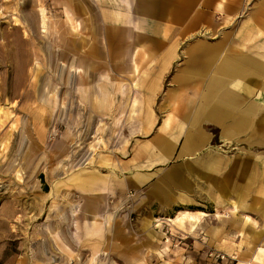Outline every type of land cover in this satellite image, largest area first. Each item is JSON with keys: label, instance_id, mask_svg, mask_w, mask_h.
I'll list each match as a JSON object with an SVG mask.
<instances>
[{"label": "rangeland", "instance_id": "1", "mask_svg": "<svg viewBox=\"0 0 264 264\" xmlns=\"http://www.w3.org/2000/svg\"><path fill=\"white\" fill-rule=\"evenodd\" d=\"M50 1L0 0V264H236L242 253L248 258L264 248L258 211L264 210V147L254 142L262 132L219 142L211 129L215 140L209 148L142 167L154 174L153 181L131 187L130 178L142 173L132 157L155 136L140 131L148 121L136 112L148 102L131 100L144 89L135 80L143 79L131 77L129 69L106 67L98 16L94 22L85 14L62 16ZM121 33L109 31L108 42L121 45ZM203 34L196 38L205 39ZM88 44L97 53L91 56L92 85L86 86L79 71ZM144 71L138 68L139 75ZM164 103L158 98L151 104L156 124ZM40 118L44 125L37 126ZM206 158L215 165L205 169ZM123 162H129L127 169ZM91 172L98 179L91 191L96 187L98 196L72 187L74 174ZM111 185L123 191L108 195ZM91 200L96 205L90 215ZM229 201L240 208L234 216L224 210V228L212 236L210 229L222 226L215 207ZM100 207L103 212H96ZM178 211L208 216L194 231L160 219ZM147 225L157 233L153 241ZM90 228L96 235H88ZM249 232L262 233L246 239ZM166 236L172 246L164 243ZM210 252L224 258L215 260Z\"/></svg>", "mask_w": 264, "mask_h": 264}, {"label": "crops", "instance_id": "2", "mask_svg": "<svg viewBox=\"0 0 264 264\" xmlns=\"http://www.w3.org/2000/svg\"><path fill=\"white\" fill-rule=\"evenodd\" d=\"M50 4L62 16L72 14L81 19L85 14L89 22L98 16L105 35L99 52L106 54L109 61L106 67L123 73L129 69L131 77L143 79L135 80L144 89L134 93L131 100L148 102L146 106H138L136 112L148 121L140 131H154L155 136L139 149L140 154L135 152L132 157L136 170L142 173L138 178H130L131 187L146 186L153 181L154 174L144 172L142 167L150 169L175 157L190 158L209 148L215 140L211 129L218 132L219 142L247 134L255 138L262 132L254 142L264 147V0H51ZM114 30L122 32L121 45L108 42L109 31ZM71 32L77 35L72 25ZM202 32L207 34L203 36L205 39H197L196 34ZM94 52L88 44L82 57V72L72 64L74 73L79 71L82 75L79 83L86 86L92 85ZM138 68L145 71L139 75ZM85 93L92 101L89 88ZM158 98L165 103L163 119L156 124L151 104ZM148 147L152 149L147 151ZM214 161L206 158L204 168L215 165ZM128 163L123 162L121 167L127 169ZM97 180L93 172L79 175L72 187L87 194ZM116 187L108 186L106 193L123 191L122 185ZM93 192L98 196L96 187ZM95 201L101 203V199ZM91 202L87 205L90 215L96 205ZM169 205L174 203L171 201ZM239 208L235 201L217 205L214 218L222 226L212 227L210 234H221L226 223L221 221L226 217L222 214L224 210L234 216ZM101 209L96 212L102 213ZM258 211L264 217V210ZM207 216L203 212L178 211L172 217L160 219L172 227L188 224L194 231ZM235 224L238 225L237 220ZM147 228V238L153 241L157 233L152 226ZM95 233L92 228L88 231L90 236ZM261 233H246V239H258ZM152 251L161 255L160 250ZM246 255L242 253L236 264L264 262V248H258L248 258Z\"/></svg>", "mask_w": 264, "mask_h": 264}, {"label": "bare ground", "instance_id": "3", "mask_svg": "<svg viewBox=\"0 0 264 264\" xmlns=\"http://www.w3.org/2000/svg\"><path fill=\"white\" fill-rule=\"evenodd\" d=\"M44 17L42 18V22H43V25H44ZM9 83V82H8ZM3 92V91H2ZM1 95V94H0ZM6 95H8L7 97H8V99L10 98V96H12V92H11V90H10V85H8V88L6 89ZM3 113V111H2V109H0V116H1V114ZM38 118V117H37ZM40 119H42V118H40ZM36 123V125L38 126V125H40V126H42V125H44V120L42 119V120H40V121H37V122H35ZM4 168V167H3ZM79 177V175L78 174H74L73 176H72V181L74 180V178H78Z\"/></svg>", "mask_w": 264, "mask_h": 264}, {"label": "built area", "instance_id": "4", "mask_svg": "<svg viewBox=\"0 0 264 264\" xmlns=\"http://www.w3.org/2000/svg\"><path fill=\"white\" fill-rule=\"evenodd\" d=\"M164 243H166V244H170L171 246H172V244H171V242H170V237H165L164 239ZM179 242V241H178ZM209 257H211V258H215V260H217V259H223L224 258V256H220L219 254H215V253H213V252H210L209 254Z\"/></svg>", "mask_w": 264, "mask_h": 264}]
</instances>
